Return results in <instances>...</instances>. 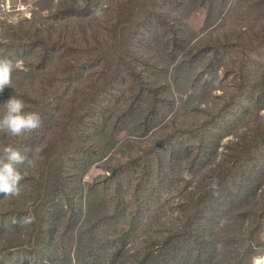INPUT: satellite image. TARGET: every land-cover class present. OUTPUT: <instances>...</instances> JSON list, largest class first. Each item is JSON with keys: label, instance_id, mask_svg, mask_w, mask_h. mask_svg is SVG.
Segmentation results:
<instances>
[{"label": "rangeland", "instance_id": "obj_1", "mask_svg": "<svg viewBox=\"0 0 264 264\" xmlns=\"http://www.w3.org/2000/svg\"><path fill=\"white\" fill-rule=\"evenodd\" d=\"M5 58L0 264L264 263V0H0Z\"/></svg>", "mask_w": 264, "mask_h": 264}, {"label": "clouds", "instance_id": "obj_2", "mask_svg": "<svg viewBox=\"0 0 264 264\" xmlns=\"http://www.w3.org/2000/svg\"><path fill=\"white\" fill-rule=\"evenodd\" d=\"M12 71L13 63L6 58L0 59V92H3L6 86H12ZM4 105L6 111L0 117V133L19 137L25 133L34 132L41 126L40 114L25 112V104L21 99L13 96ZM2 151L3 158H0V193H3L6 197H18L21 194L20 185L24 176L16 165H23L26 162L30 164L31 161H28V158L22 155L21 151L11 145L5 146ZM185 178L190 179L187 175ZM11 222L21 226H28L35 222V216L13 217Z\"/></svg>", "mask_w": 264, "mask_h": 264}, {"label": "trees", "instance_id": "obj_3", "mask_svg": "<svg viewBox=\"0 0 264 264\" xmlns=\"http://www.w3.org/2000/svg\"><path fill=\"white\" fill-rule=\"evenodd\" d=\"M144 19H145V16H140V17H139V21H135L136 24H135L134 28H138ZM117 27H119V26H117ZM124 33H125V32L123 31L122 28L119 29V30H117V31L115 32V42H118V41H119V37H120V36H123ZM115 47H116V46H115ZM118 58L120 59L121 57H117V59H118Z\"/></svg>", "mask_w": 264, "mask_h": 264}, {"label": "bare ground", "instance_id": "obj_4", "mask_svg": "<svg viewBox=\"0 0 264 264\" xmlns=\"http://www.w3.org/2000/svg\"><path fill=\"white\" fill-rule=\"evenodd\" d=\"M259 264H264V263H262V262H259Z\"/></svg>", "mask_w": 264, "mask_h": 264}]
</instances>
